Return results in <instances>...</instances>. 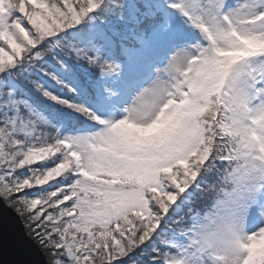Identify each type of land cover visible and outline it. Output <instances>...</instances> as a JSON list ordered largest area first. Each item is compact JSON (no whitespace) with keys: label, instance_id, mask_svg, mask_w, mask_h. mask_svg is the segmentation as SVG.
Here are the masks:
<instances>
[{"label":"snow or ice","instance_id":"6c2138e0","mask_svg":"<svg viewBox=\"0 0 264 264\" xmlns=\"http://www.w3.org/2000/svg\"><path fill=\"white\" fill-rule=\"evenodd\" d=\"M0 200L47 264H264V0H0Z\"/></svg>","mask_w":264,"mask_h":264},{"label":"water","instance_id":"95a60500","mask_svg":"<svg viewBox=\"0 0 264 264\" xmlns=\"http://www.w3.org/2000/svg\"><path fill=\"white\" fill-rule=\"evenodd\" d=\"M0 264H47L20 218L0 200Z\"/></svg>","mask_w":264,"mask_h":264},{"label":"trees","instance_id":"16d2710c","mask_svg":"<svg viewBox=\"0 0 264 264\" xmlns=\"http://www.w3.org/2000/svg\"><path fill=\"white\" fill-rule=\"evenodd\" d=\"M23 219V221H24V223H25V219L24 218H22Z\"/></svg>","mask_w":264,"mask_h":264}]
</instances>
